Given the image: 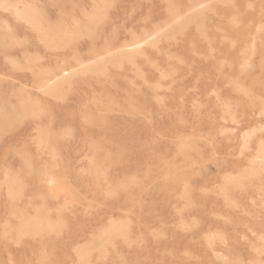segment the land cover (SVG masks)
<instances>
[{"label": "rangeland", "instance_id": "1", "mask_svg": "<svg viewBox=\"0 0 264 264\" xmlns=\"http://www.w3.org/2000/svg\"><path fill=\"white\" fill-rule=\"evenodd\" d=\"M195 2L0 0V264H264V0ZM21 5L87 29L51 45ZM158 28L134 62L93 65Z\"/></svg>", "mask_w": 264, "mask_h": 264}, {"label": "bare ground", "instance_id": "2", "mask_svg": "<svg viewBox=\"0 0 264 264\" xmlns=\"http://www.w3.org/2000/svg\"><path fill=\"white\" fill-rule=\"evenodd\" d=\"M92 1V0H91ZM103 1V0H102ZM95 2V1H94ZM101 2V1H100ZM109 2V1H108ZM176 2V1H175ZM174 2V4H175ZM177 3V2H176ZM79 4V3H78ZM135 4V3H134ZM110 5V4H109ZM163 5V3H162ZM4 8H12V5L9 4H4L3 5ZM22 6V5H21ZM140 7V6H139ZM207 7V5H204V0H196L195 4L190 6V10H191V14L195 17L197 16H201L203 10ZM106 8V7H105ZM157 8V7H156ZM90 9V8H89ZM166 9V8H165ZM181 9V8H180ZM54 10V9H53ZM106 10V9H105ZM102 11V10H101ZM16 17L22 21H25L26 23H28L29 25H31V27H33L34 29H36L39 34H41V36L44 37V39H46L48 41V43H50L51 45H57L59 42H64V40H67L68 38H70L71 34L74 33H79V32H83V30H86L87 28L84 27H80L78 25V23H76V27L75 29H68V28H63V29H52L49 26H45V21L43 19V16L40 15V13L38 12L37 8L32 6V5H24L22 6V8L20 9H15L14 11ZM101 13V12H100ZM9 14V13H8ZM82 14V13H81ZM10 15V14H9ZM98 15V14H97ZM167 15V14H166ZM174 15L175 18H179L182 14L179 13L177 10L174 9ZM103 16V15H102ZM148 16V15H147ZM124 17V16H123ZM168 17V16H167ZM174 17V16H173ZM207 17V16H206ZM102 18V17H100ZM179 20V19H178ZM251 20V19H250ZM129 22V21H128ZM140 22V21H139ZM25 23V25H26ZM27 26V25H26ZM126 32V31H125ZM127 33V32H126ZM162 33L161 29L158 28L153 32H146L144 36H137L135 35L131 41L129 42H123L117 50L113 49V48H107L106 49V54H99L98 57H100V61L95 62L93 65L95 66H104L107 65L108 63H115V62H122L124 60L129 61V62H134L136 57L139 55L144 54V46L147 44H156V41L159 39L160 34ZM62 34V36H60ZM237 35V34H236ZM88 39V38H87ZM104 40V39H103ZM89 41V39H88ZM105 42V41H104ZM181 43V42H180ZM39 44V43H38ZM41 47V45H40ZM57 48V47H56ZM213 48V47H212ZM215 49V47H214ZM167 58V57H166ZM168 59V58H167ZM43 61V60H42ZM79 62H81V60H78ZM62 62V61H61ZM144 63V62H142ZM172 63V62H171ZM74 73H72L71 71H69L67 68H61L59 69V71H51L48 73V75H46L45 77L42 78L41 83L43 86H45V88H58L60 86H62L64 83H66L70 77L73 75ZM85 79V77H84ZM117 79V78H116ZM105 80V79H104ZM81 82V81H80ZM143 83V81H142ZM110 85V84H109ZM230 86V85H229ZM86 87V86H85ZM103 87V86H102ZM89 88V87H88ZM91 88V87H90ZM92 89V88H91ZM90 89V90H91ZM109 89V88H108ZM148 89V88H147ZM21 91V90H20ZM102 91V90H100ZM132 91V90H131ZM93 92V91H92ZM121 92V90H120ZM22 93V92H21ZM42 93V92H41ZM152 94V93H151ZM94 95V94H93ZM112 95V94H111ZM114 95V94H113ZM126 95V93H125ZM29 96V95H28ZM31 96V95H30ZM86 97V96H85ZM89 97V96H88ZM83 98V97H82ZM102 99V98H101ZM30 101V99H28ZM34 100V99H33ZM96 101V100H95ZM108 102V101H107ZM194 102V101H193ZM34 103V102H33ZM32 103V104H33ZM37 103V102H36ZM98 103V102H97ZM109 104V103H108ZM88 105V104H87ZM36 106V104H35ZM82 106V105H81ZM40 108V107H39ZM85 108V107H84ZM29 109H33L29 108ZM95 109V108H94ZM116 110V109H114ZM33 111V110H32ZM40 111V110H39ZM94 111V110H93ZM16 111H14L15 113ZM124 112V111H123ZM20 113V112H19ZM85 113V112H84ZM110 113V112H109ZM127 113V112H126ZM22 114V113H21ZM19 114V115H21ZM28 114V113H27ZM30 114V113H29ZM28 114V115H29ZM107 114V113H106ZM117 114V113H116ZM119 114V113H118ZM121 114V113H120ZM208 114V113H207ZM25 115H26V110H25ZM33 115V114H32ZM83 115V114H82ZM112 115V114H111ZM150 115V114H149ZM15 116V115H14ZM27 116V115H26ZM96 116V115H95ZM128 116V115H127ZM151 116V115H150ZM19 117V116H17ZM24 117V116H22ZM21 117V118H22ZM31 118V117H30ZM10 119H12L10 117ZM9 119V120H10ZM23 119V118H22ZM81 119V118H80ZM90 119V118H88ZM94 119V118H93ZM13 120V119H12ZM15 120H18V118H16ZM59 120V119H58ZM61 120V119H60ZM59 120V121H60ZM148 120V119H147ZM5 121V120H4ZM7 121V119H6ZM5 121V123H6ZM162 121V120H161ZM12 122V121H11ZM103 122V121H102ZM106 122V120H105ZM4 123V124H5ZM6 125V124H5ZM130 125V122H129ZM101 126V125H100ZM97 128V127H96ZM11 129V128H10ZM58 129V128H57ZM91 129V128H90ZM46 130V129H45ZM98 130V128H97ZM65 131V130H64ZM35 132V130H34ZM37 132V131H36ZM46 133V131L44 132ZM111 133V132H110ZM38 136V134H37ZM159 136V135H158ZM64 138V137H63ZM1 141V140H0ZM69 141V140H68ZM61 142V141H60ZM105 142V141H104ZM46 144L44 136L40 135L39 139H38V144L42 145V144ZM95 143V142H94ZM114 144V143H111ZM70 145V144H69ZM118 145V144H117ZM38 146V145H37ZM107 146V145H106ZM111 147V146H110ZM36 148V147H35ZM42 148V147H41ZM40 148V150H41ZM121 148V147H120ZM12 149V148H11ZM27 149V148H26ZM89 149V148H88ZM123 149V148H121ZM39 150V149H38ZM48 150V149H47ZM20 152V151H19ZM22 152V151H21ZM132 154V153H131ZM14 156V155H13ZM116 157V156H114ZM261 159L264 158V155L259 156ZM114 160V159H113ZM112 160V161H113ZM19 161L21 162V159H19ZM88 161V160H87ZM47 162V161H46ZM51 162V161H50ZM89 162V161H88ZM87 162V163H88ZM109 162V161H108ZM118 162V161H117ZM20 164V163H19ZM170 164V163H169ZM115 165V164H114ZM164 165V164H163ZM171 165V164H170ZM123 167V166H122ZM194 168V167H193ZM169 169V167H168ZM191 169V167H190ZM189 169V170H190ZM178 173V172H177ZM183 174V173H182ZM181 175V174H180ZM178 176V175H177ZM44 180H46L48 183L52 182V179L50 178V176L48 174H45V176L43 177ZM160 180V179H159ZM13 183L12 181H9V183ZM258 184V183H257ZM260 184V183H259ZM7 186V185H6ZM5 186V187H6ZM192 186V185H191ZM232 186V184H231ZM184 188V187H181ZM194 188V187H193ZM7 189V188H6ZM183 190V189H182ZM7 194V192H6ZM9 194V193H8ZM10 194L11 195H15L16 192L13 188L10 189ZM18 195V194H17ZM72 195V194H71ZM75 195V194H74ZM19 196V195H18ZM69 196V195H68ZM73 196V195H72ZM76 197V196H75ZM7 198V197H6ZM72 198V197H71ZM8 199V198H7ZM14 199V197H13ZM223 199V198H222ZM187 200V198L185 199ZM77 201V200H76ZM251 203V202H250ZM226 205V204H225ZM249 205V204H248ZM257 206V205H256ZM249 207V206H248ZM154 208V207H153ZM260 208V207H259ZM164 209V208H163ZM155 210V209H154ZM262 210V209H261ZM157 211V209H156ZM32 221L30 222V228H34L35 231H42L44 230L45 227H48L49 229H51V226H53V224L46 219V217L42 214H36L34 215L32 218ZM123 228H124V223L121 221H112V223L103 231V233H108V234H118L120 232H123ZM235 231V230H234ZM45 233V232H44ZM5 238V237H4ZM154 238V237H153ZM222 241V240H221ZM239 241V240H238ZM200 243V242H198ZM219 243V242H218ZM232 243V242H231ZM221 244V243H220ZM234 245V244H233ZM232 245V246H233ZM236 246V245H235ZM90 248V247H88ZM92 248V247H91ZM234 249V247H233ZM251 249V248H249ZM259 250V249H258ZM230 251V250H229ZM248 252V251H246ZM259 254V252H258ZM257 254V257H259ZM76 255V254H74ZM79 255L81 256V253H79ZM255 255V254H254ZM77 257V256H76ZM215 257V256H214ZM260 258V257H259ZM259 258H257V260L259 261ZM78 260V258H76ZM256 261V262H258ZM242 262V261H241ZM255 262V263H256ZM260 262V261H259ZM245 263V262H243ZM242 264V263H241ZM248 264V263H247ZM257 264V263H256Z\"/></svg>", "mask_w": 264, "mask_h": 264}]
</instances>
